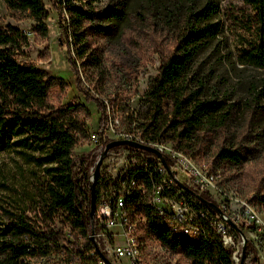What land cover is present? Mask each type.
I'll list each match as a JSON object with an SVG mask.
<instances>
[{
    "label": "trees",
    "instance_id": "1",
    "mask_svg": "<svg viewBox=\"0 0 264 264\" xmlns=\"http://www.w3.org/2000/svg\"><path fill=\"white\" fill-rule=\"evenodd\" d=\"M2 1L11 10L28 14L34 22L33 32L47 37L44 0ZM53 1L60 12L65 11L69 15L68 21L75 29L71 37L75 36L79 56L83 57L86 39L82 40V34H78L77 30L84 32L88 28L85 23H94L100 16L99 12L92 10L98 0ZM243 1L255 12L257 41L242 50L238 62L264 71V0ZM163 9L168 19L166 24L177 28V31L173 29L177 32L175 46L169 55L160 60L157 75L151 79L145 92L150 113L148 124L139 129L146 143L171 142L178 153L193 159L202 152L200 134H209L221 128L231 115L230 110H226L225 100L208 99L203 94L204 82L196 81L198 71L193 68L201 41L207 36V30L198 25L202 19L209 18L211 9L206 8L207 13L195 12L191 7L184 8L178 0H170ZM110 15L119 19L123 13L114 10ZM25 36L15 27L0 25V153L12 155L15 166L22 174L28 169L34 180L33 191L24 194L26 199L21 201V206L14 211L2 208L5 222H0V264H24L23 258H27L24 237L39 234L37 227L42 229L44 240H60L61 232L55 233L52 229L56 219L63 224L74 225L82 240L92 244L87 239L90 234L87 213L82 214V202L89 201L88 189H81L73 159V151L80 141L86 138L90 141L86 127L90 114L82 104L58 106L49 101V89L60 79L33 64L19 63L16 52L27 42ZM69 63L75 75V86L82 90L78 67L71 52ZM82 94L97 107V131L102 135L108 116H111L108 106L88 92L83 91ZM165 107L169 109L167 115ZM246 155L247 150L222 147L212 169L214 172L220 169L218 161L241 165L246 161ZM203 197L211 200L208 194ZM250 198L264 206V196L255 194ZM257 204L254 207L258 211ZM145 207L141 212L148 218L147 233L163 250L181 254L188 264H234L231 250L224 249L211 230L207 229L205 237L199 241L178 237L160 219H152L150 209ZM206 210L214 215L210 209Z\"/></svg>",
    "mask_w": 264,
    "mask_h": 264
},
{
    "label": "rangeland",
    "instance_id": "2",
    "mask_svg": "<svg viewBox=\"0 0 264 264\" xmlns=\"http://www.w3.org/2000/svg\"><path fill=\"white\" fill-rule=\"evenodd\" d=\"M169 1L98 0L92 10L100 16L94 23H85L88 28L84 32L77 30L82 34L81 39H86L83 57L79 56L75 36L71 37L75 29L68 21L69 15L60 12L53 0H44L47 37L33 32L34 22L28 14L11 10L2 0L0 25L15 27L26 35L27 42L16 52L19 63L33 64L60 79L49 89L52 104H82L87 108L90 120L86 121V127L91 138L97 132L99 114L95 103L87 101L83 91L107 103L110 115L119 118L120 129L141 132L139 128L148 124L150 113L145 92L157 75L160 60L175 46L177 28L166 24L168 19L163 9ZM178 1L195 12L207 13L206 8L211 9L209 18L202 19L198 25L207 30V36L201 41L193 68L198 71L196 81L204 82L203 94L208 99L225 100L226 110L231 112L221 128L200 134L202 152L188 164H192V169H199L200 164L214 171L212 164L220 148L247 150L246 161L241 165L217 162L220 169L215 173L219 175L220 186L215 187L212 197L216 201L219 196L238 195L243 199L255 194L264 196V71L238 62L242 50L257 41L255 12L243 0ZM114 10L121 11L122 17L110 15ZM69 52L78 67L82 90L75 86ZM164 110L167 115L169 109ZM89 143L92 141L83 139L74 149L75 164L86 161L87 157L84 163H95ZM210 176L213 173H204V179ZM33 183L28 169L22 174L12 155L0 153V222H5L2 208L14 211L21 206V201L26 199L24 194L32 193ZM204 185L205 190H214V183L204 182ZM257 207L264 218V206L257 204ZM55 223L60 220L56 219ZM145 255L146 260L155 264H188L181 254L161 250L153 244Z\"/></svg>",
    "mask_w": 264,
    "mask_h": 264
},
{
    "label": "built area",
    "instance_id": "3",
    "mask_svg": "<svg viewBox=\"0 0 264 264\" xmlns=\"http://www.w3.org/2000/svg\"><path fill=\"white\" fill-rule=\"evenodd\" d=\"M119 123L118 117L108 116L103 134L100 135L98 131L92 133V143L89 144L95 153L94 164H86L87 161L82 163L83 160L75 164V174L81 189H88L89 201L82 202V214L87 213V230H92L93 244H86L82 236L76 233L74 225L72 227L61 221L52 226L55 233L60 231L62 234L58 241L44 240L42 229L37 227L39 234L24 237L27 244L24 264H155L132 250L134 240L130 238L128 221L121 220L123 201L130 195V189H138L135 206H139L144 194L149 193V188H144L143 184L129 187V178L133 177L135 168H146L151 174H156L159 196L151 204L156 205V209L162 213L163 222L176 225L178 231H192L195 237L201 239L205 237L207 229L211 230L225 245V249L231 250L235 264H239L242 238L226 222L229 219L243 232L247 245L250 244L244 264H252L253 261L254 264H264V222L252 216V208L256 206L252 198L219 196V200L215 201L212 194H215V187L220 186L218 174L200 164L199 169H189L188 161L193 159L186 154L178 153L167 143L155 141V145H145L142 132L135 129L122 130ZM119 140L155 149L164 157L167 167L153 153L118 146L107 152L99 167L97 179L94 180L95 165L104 146ZM204 173H213L214 190L204 189ZM92 184L94 212L90 216ZM205 194L211 198L207 201L214 203L224 214L223 218L213 211L214 215L209 214L200 199ZM166 210H173V217H166ZM145 225L149 228V222H145Z\"/></svg>",
    "mask_w": 264,
    "mask_h": 264
},
{
    "label": "bare ground",
    "instance_id": "4",
    "mask_svg": "<svg viewBox=\"0 0 264 264\" xmlns=\"http://www.w3.org/2000/svg\"><path fill=\"white\" fill-rule=\"evenodd\" d=\"M90 141H92L91 137ZM145 145H155V143L145 142ZM191 167L192 164H188V168L192 169ZM204 182L213 184V176L207 177V179H204ZM139 184H143L144 188H149V193L144 194L139 206H136L135 208V196H138V189H130V195H128V197H126V199L123 201L121 220L128 221L130 238L134 240V242H132V250L135 253H140V255H143L144 259L146 260L148 257L145 254L147 253L150 244L156 245L161 250L163 249L155 240H153V238L151 239L148 235L145 225V222H148V218L142 214L141 209L144 206H146L145 208H149L152 215L151 217L155 220L160 219L162 221V213L156 209V205L151 204V202H156V198L159 196V182L156 180V174H151V172L146 168H135L133 177L129 178V187H137ZM237 196L238 195H234L232 198H237ZM252 216L258 221L264 222V218L260 216L259 212L254 206L252 208ZM166 217H173V210H166ZM163 225L171 233L178 237H184L191 241H199L201 239L199 237H195L192 231H178V227L176 225L167 224L166 222H163ZM87 239L93 244L92 230H90V234ZM223 247L225 249V245H223ZM231 260L235 264V256H233V254L231 255Z\"/></svg>",
    "mask_w": 264,
    "mask_h": 264
},
{
    "label": "water",
    "instance_id": "5",
    "mask_svg": "<svg viewBox=\"0 0 264 264\" xmlns=\"http://www.w3.org/2000/svg\"><path fill=\"white\" fill-rule=\"evenodd\" d=\"M118 146H128V147H132V148H136V149H141V150H144V151L149 152V153H153L156 156H158L160 158V160H161V163L164 164L167 167L164 157L160 153H158L155 149H153L151 147H148V146H145V145H141L139 143L132 142V141H124V140L111 141V142L107 143L104 146L103 150L101 151V153L99 155V158H98V160L96 162L94 173H93V179L94 180L97 179L99 167H100L103 159L105 158L107 152L110 149L118 147ZM200 199L204 203L206 208H208L211 211H213L220 218L224 217V214L219 210V208L214 203L209 202V201L205 200L204 198H200ZM93 212H94V194H93V184H92L91 185L90 216L93 215ZM226 222L230 225V227L232 229L237 231L240 234L241 238H242V247H241V255H240L239 264H244V261H245V258H246L247 239L245 238L243 232L239 228H237V226L234 223H232L229 219H226Z\"/></svg>",
    "mask_w": 264,
    "mask_h": 264
}]
</instances>
